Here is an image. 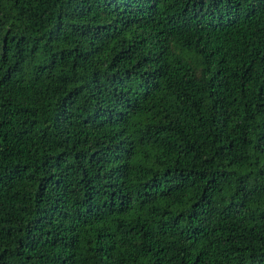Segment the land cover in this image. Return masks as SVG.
Listing matches in <instances>:
<instances>
[{
    "label": "trees",
    "instance_id": "obj_1",
    "mask_svg": "<svg viewBox=\"0 0 264 264\" xmlns=\"http://www.w3.org/2000/svg\"><path fill=\"white\" fill-rule=\"evenodd\" d=\"M0 264H264V0H0Z\"/></svg>",
    "mask_w": 264,
    "mask_h": 264
}]
</instances>
